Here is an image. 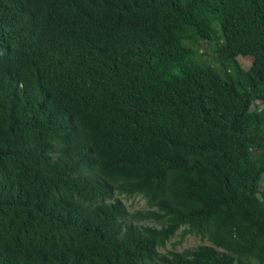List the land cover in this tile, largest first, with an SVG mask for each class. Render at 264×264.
Here are the masks:
<instances>
[{"label":"trees","instance_id":"obj_1","mask_svg":"<svg viewBox=\"0 0 264 264\" xmlns=\"http://www.w3.org/2000/svg\"><path fill=\"white\" fill-rule=\"evenodd\" d=\"M263 177L264 0H0V264H264Z\"/></svg>","mask_w":264,"mask_h":264},{"label":"rangeland","instance_id":"obj_2","mask_svg":"<svg viewBox=\"0 0 264 264\" xmlns=\"http://www.w3.org/2000/svg\"><path fill=\"white\" fill-rule=\"evenodd\" d=\"M202 51H204V55L206 59L210 58L212 56L211 47L210 45L204 44L202 47ZM251 59L250 58H238V62L243 70H247L251 65ZM261 189L264 190V177L261 181ZM121 200L123 201L125 208L127 209V219L131 220L130 214H133L136 211H144L147 209L145 201L140 197H134V198H125L121 197ZM144 225L148 226H158L156 223H144ZM180 234V233H179ZM179 234H176L173 236L166 244L165 247L159 249L160 253H166L171 250H175L177 252H183L185 250L194 249L198 246L202 245H209L208 241L206 239H203L199 236L194 235H187L182 243L177 244L179 240Z\"/></svg>","mask_w":264,"mask_h":264}]
</instances>
